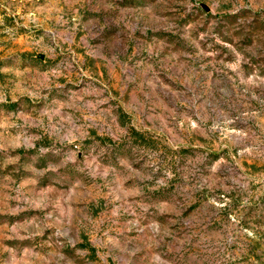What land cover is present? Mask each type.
<instances>
[{
  "label": "rangeland",
  "instance_id": "1",
  "mask_svg": "<svg viewBox=\"0 0 264 264\" xmlns=\"http://www.w3.org/2000/svg\"><path fill=\"white\" fill-rule=\"evenodd\" d=\"M0 264H264V0H0Z\"/></svg>",
  "mask_w": 264,
  "mask_h": 264
}]
</instances>
